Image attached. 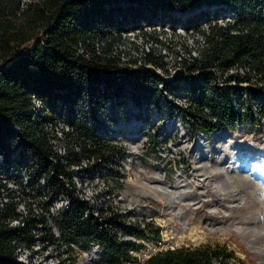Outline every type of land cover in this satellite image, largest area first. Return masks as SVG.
<instances>
[{
  "label": "trees",
  "instance_id": "1",
  "mask_svg": "<svg viewBox=\"0 0 264 264\" xmlns=\"http://www.w3.org/2000/svg\"><path fill=\"white\" fill-rule=\"evenodd\" d=\"M204 2L225 3L237 20L210 27L201 55L185 65L197 68V74H179L171 82L145 65L119 63L116 44L122 39V31L141 22L165 20L195 25L209 16L211 6L184 18L176 12ZM144 59L153 64L159 61L151 52ZM235 63H247L264 74V0H0V152L8 161L9 151L18 147L19 157L11 160L33 163L31 177L43 173L55 191L62 186L56 171L61 163H53L50 158L52 149L42 129L44 119L59 116L70 123L73 130L69 142L80 143L82 152L98 149L102 155H112L118 148L107 140L106 133L98 132L100 123L92 108L85 105L86 98L90 102L124 97L134 102L148 101L179 84H189L194 91L193 108L188 113L207 134L220 123L230 126L233 121L254 122L249 109L235 108L237 87L211 85V66ZM86 139L93 144H86ZM9 169L5 162L0 164V172L11 173ZM81 203L73 197L63 209L58 221L61 236L79 241L83 247L89 240L99 241L103 245L101 264H132L129 261L134 258L128 249L141 242L114 238L96 218L81 215ZM12 213L13 203L0 208V264H23L11 256L12 239L28 231L33 217L25 218L23 224L10 225L4 217ZM121 227L141 237L159 236L158 227L151 221L145 227ZM228 254L222 246L209 243L181 245L157 250L141 264H216L215 258L224 259ZM74 263L71 258L56 264Z\"/></svg>",
  "mask_w": 264,
  "mask_h": 264
},
{
  "label": "built area",
  "instance_id": "2",
  "mask_svg": "<svg viewBox=\"0 0 264 264\" xmlns=\"http://www.w3.org/2000/svg\"><path fill=\"white\" fill-rule=\"evenodd\" d=\"M208 6L212 8L209 16L195 25L185 26L181 22L165 20L141 22L133 29L122 31V39L116 44L120 50L119 63L130 67L145 65L161 79L171 82H175L179 74H197V68L188 69L185 65L201 55L210 27L225 26L237 20L236 13L231 12L225 3L217 2H204L193 10L177 11L176 16L184 18ZM136 36L142 38L143 43L135 44ZM125 40L133 44L130 51L125 50ZM149 52L159 59L158 63L145 61L144 57ZM210 69L214 73L211 85L237 87L235 108L240 111L249 109L254 115V122L233 121L230 126L220 123L211 134H207L193 123L188 113L193 108L194 91L189 84H179L171 91L164 90L157 99L148 101L134 102L124 97L90 102L86 98L85 105L92 108L100 123L98 132L106 133L107 140L118 148L113 156L109 152L102 155L98 149L82 152L80 143L69 142L73 130L70 123L59 116L44 119L42 129L52 149L50 158L53 163L58 160L61 163V169L56 171L62 186L55 191L43 173L31 177L30 172L35 167L33 163L27 165L11 160L19 157L18 147L9 151L8 161L0 152V164L5 162L11 172H0V208L13 203L15 210V213L5 216L4 221L16 225L23 224L29 216L33 217L28 231L12 239L13 260L23 264H56L71 258L74 264L104 262L103 245L99 241L89 240L83 247L79 241L61 236L58 221L73 197L82 202L81 215L96 218L98 224L105 226L114 238H131L141 242L139 246L128 249L134 258L129 261L132 264H141L157 250L180 246V240H175V232L167 233L164 238L162 220L139 211V206L124 193L123 187L126 181L133 182L141 170H147V178L158 176L155 181L162 180L168 184L169 179H163L167 171L181 184L190 181L189 175L194 176V180L195 177L200 179L201 171L196 168L201 163L209 164V159L206 161L203 158L211 155L208 147L210 140L218 144L222 139L216 150L221 153L225 148H233V128H264V74L247 63L227 67L215 64ZM33 101L41 108L36 98ZM204 111L209 113L206 107ZM213 121L216 122L217 118L213 117ZM85 141L88 145L93 144L91 139ZM74 153L75 156L72 155ZM232 160L230 156L222 159L223 169L228 171ZM143 182L153 185L154 179H144ZM147 221L158 227V237L137 236L121 227L122 224L145 227ZM166 241L169 243L165 245ZM150 243L154 246L151 247Z\"/></svg>",
  "mask_w": 264,
  "mask_h": 264
},
{
  "label": "rangeland",
  "instance_id": "3",
  "mask_svg": "<svg viewBox=\"0 0 264 264\" xmlns=\"http://www.w3.org/2000/svg\"><path fill=\"white\" fill-rule=\"evenodd\" d=\"M135 39V44L143 43L142 38L136 36ZM124 43L126 51L133 48L128 40ZM232 134L233 148H225L221 153L216 150L222 139L218 144L209 141L211 155L203 160L209 159L206 166L211 171L206 178L199 179L198 186L191 185L194 176L189 175L191 182L188 180L184 183L187 186H182L181 181L167 171L163 179L176 184L178 192L156 189L158 194H155L151 185L143 180L150 178L155 183L158 176L147 178V170H141L133 182L126 181L123 189L139 206V211L162 220L164 238L174 231L175 238L177 232L182 235L178 239L181 245L209 243L222 246L229 254L224 259L215 258L216 264L217 261L219 264H264V128H233ZM226 156L233 159L229 175L222 167V159ZM186 216L201 222L200 230L193 237L189 236V224L187 227L181 224Z\"/></svg>",
  "mask_w": 264,
  "mask_h": 264
},
{
  "label": "bare ground",
  "instance_id": "4",
  "mask_svg": "<svg viewBox=\"0 0 264 264\" xmlns=\"http://www.w3.org/2000/svg\"><path fill=\"white\" fill-rule=\"evenodd\" d=\"M243 145V144H242ZM239 146V145H238ZM218 152H219V150H218ZM200 169V171H201V175H202V178L204 177V178H206L208 175H209V173H210V171H211V169L209 168V167H207L204 163H201V164H199V166H197V168L196 169ZM224 172H227V175H229L228 174V172L229 171H227V169L226 168H224ZM231 177V176H230ZM196 179L193 181V182H191V185H193V186H198L199 185V179H197V177H195ZM201 178V177H200ZM182 186H187V184H182ZM149 187V186H148ZM151 189H152V191L155 193V194H158L157 193V191H156V189L157 190H161V191H168L169 193H171V192H178V189H179V187L178 186H176V184H168V183H166V182H162V181H158V182H155L153 185H151ZM175 195V197H177V195L176 194H174ZM242 195H244V193H242ZM241 195V196H242ZM240 196V197H241ZM243 197V196H242ZM178 212H179V210H178ZM155 216V215H154ZM190 218V217H189ZM187 216H186V220H183V222L181 223L182 224V226L184 227H187L186 225H188L189 224V236H192L193 237V235H194V233L195 232H197V231H199L200 230V228H201V222L199 221V219L197 220V219H189ZM191 221V222H190ZM182 228V227H181ZM240 228V227H239ZM187 230V229H186ZM188 231V230H187ZM182 232V231H181ZM164 233V232H163ZM185 233H186V231H185ZM182 234V233H181ZM184 234V233H183ZM176 238H175V240L176 241H179L178 239L179 238H181L180 236H182V235H180V232H177L176 233ZM151 245H153V243H150V246ZM154 246V245H153ZM152 246V247H153Z\"/></svg>",
  "mask_w": 264,
  "mask_h": 264
}]
</instances>
